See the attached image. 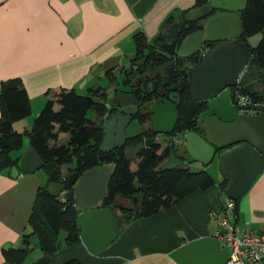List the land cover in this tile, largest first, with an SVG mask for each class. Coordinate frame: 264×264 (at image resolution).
Returning a JSON list of instances; mask_svg holds the SVG:
<instances>
[{"label": "crops", "instance_id": "crops-1", "mask_svg": "<svg viewBox=\"0 0 264 264\" xmlns=\"http://www.w3.org/2000/svg\"><path fill=\"white\" fill-rule=\"evenodd\" d=\"M198 1L0 0V88L2 81L21 79L32 104V114L27 117L31 118L26 121L30 124L51 89H76L82 82L100 85L99 71L111 67L112 61H118L120 67L124 57L137 53V33L152 42L161 29L170 26H165L170 15L178 16ZM256 77L260 80L258 74ZM254 80L247 85L264 93V84L257 88ZM30 148L24 140L23 148L12 154L20 158ZM216 158L218 162L216 156L206 164L197 160L189 164L192 170L209 171ZM218 175L217 180L223 179L220 172ZM43 183L37 172L18 177L11 171L0 173V264H7L3 245L21 246L22 236L32 231L29 219ZM225 198L218 186L197 190L168 210L122 225L119 237L101 251L91 253L80 242L61 248L52 264L72 258L83 264H224L232 249L213 235ZM238 206L234 223L264 232V171Z\"/></svg>", "mask_w": 264, "mask_h": 264}, {"label": "trees", "instance_id": "trees-1", "mask_svg": "<svg viewBox=\"0 0 264 264\" xmlns=\"http://www.w3.org/2000/svg\"><path fill=\"white\" fill-rule=\"evenodd\" d=\"M206 2L207 0H199L195 6L182 11L178 16L170 15L165 26L179 20L186 21V16L192 10ZM241 18L244 29L241 40L251 51V62L248 68L257 67L264 70V39L255 49L251 48L248 43L250 36L264 31V0H248L247 8L241 11ZM194 29L193 27L185 29L183 39ZM134 40L137 46V57L132 61V67L125 70V85L133 84L135 71L145 72L152 58L150 51L156 48L153 41H148L142 32L137 33ZM202 55V53L195 55L193 64L190 66H182L183 58H177L180 61L175 63L172 61L173 57L169 58L164 54H160L155 61L159 69L168 62H174V68L168 75V81L171 84L184 81V87L180 88L175 100L180 116L179 121L174 131L168 134L170 137L176 134L183 135L186 131L201 129L199 119L208 105L207 101L193 100L188 72L192 66L200 63ZM143 59H146L144 63L136 64L137 61ZM247 73L248 71L239 81L238 92L251 96L254 101H264V93L253 91L250 86L244 84L243 79ZM258 76L264 84V71L258 73ZM149 80L151 79L144 80L140 91L146 90ZM89 90L90 93L83 95L79 94L76 89L56 88L54 98L47 100L44 108L35 118L32 129L20 132L14 128V123L32 114L30 96L19 78L8 79L1 83L0 173L10 172L12 167L18 164L19 157H14L12 153L23 148L24 136L28 135L30 147L34 148L43 158V169L48 175L47 184L37 190L29 219L32 231L22 236L21 246L4 250L8 264L26 263L31 252V239L34 236L39 239L42 255H51L52 259L59 251L58 242L62 231L66 232L65 241L71 242V245L81 242V229L78 223L80 210L75 207L74 200L63 204L51 194L49 189L50 185L55 182L67 184L66 177L73 172L81 175L84 171L99 165L113 164L115 166L104 206L116 205L117 198L128 199L132 203L131 206L119 203L122 205L119 211L123 227L138 219L151 217L168 210L197 190L204 191L218 186L224 192L229 183L226 178L217 180L206 169L192 170L189 163L193 159H187V156L181 155L173 141L163 147L162 143L157 141L158 134L152 128L128 136L123 146L110 152L101 151L100 144L105 134L103 117L107 113L105 104L107 98L104 87L99 89L92 87ZM142 99L147 100V98ZM90 111L96 114L98 121L88 117ZM214 114L216 113H212ZM134 118H138L142 125L146 122V119L140 116H134ZM61 133L68 134L67 143L52 144L53 141L59 139ZM129 148L136 149L135 158L128 156ZM221 150L218 149V153ZM172 154L177 155L185 162V165L172 169L165 168V160ZM235 202L236 218L239 200ZM61 264L83 263L79 259L72 258Z\"/></svg>", "mask_w": 264, "mask_h": 264}, {"label": "water", "instance_id": "water-1", "mask_svg": "<svg viewBox=\"0 0 264 264\" xmlns=\"http://www.w3.org/2000/svg\"><path fill=\"white\" fill-rule=\"evenodd\" d=\"M247 5L248 0H207L192 10L185 19L187 22H196L208 17L201 29L190 33L179 43L185 22L179 20L161 29L153 40V44L168 57L187 59L202 51L204 47L200 63L192 66L188 72L193 100L207 101L223 90L231 89V102L237 112L235 117L225 121L216 114L209 116L199 124L204 130V135L195 130L186 131L182 135V144L191 158L201 163H209L218 156L220 175L229 180L224 194L234 200H240L247 194L264 171V111L251 113L250 106L238 103L237 99L239 81L251 62V51L241 40L244 34L241 11L245 10ZM214 10L220 12L213 13ZM263 39L264 31L250 36L248 43L255 49ZM136 57L137 53L132 60ZM140 63L142 61L136 62ZM118 66L119 63L115 62L110 68L115 69ZM173 66L174 62H170L166 66L165 74H169ZM114 76H118L117 72ZM139 82L142 83V79ZM165 85H168L166 77ZM180 87H184V81H181ZM178 88L172 87L170 91H176ZM136 91L137 89L134 90ZM115 105H121L123 109L109 118L108 112L103 117L106 125L100 150L104 152H110L126 143L127 127L132 116L138 112V101L131 93H121ZM106 107L109 109L111 103L107 102ZM152 109L154 132L172 133L179 112L175 103L169 100V94L163 103ZM218 149H222L220 153ZM43 165V158L34 148H30L22 153L18 164L12 167L11 175L18 177L21 173H34L42 169ZM183 165L185 162L175 154L164 163V167L168 169ZM114 169L113 164H103L88 169L81 175L73 172L66 177L68 184L73 186L72 189H66L64 182H55L49 187L51 194L59 202L65 204L74 200L75 207L80 210V239L91 253H97L113 243L119 237L123 225L116 210L122 206H104ZM62 244V241L58 242V249ZM68 244L71 245V242ZM9 248L10 244L5 249ZM29 264H52V256L42 255Z\"/></svg>", "mask_w": 264, "mask_h": 264}, {"label": "rangeland", "instance_id": "rangeland-1", "mask_svg": "<svg viewBox=\"0 0 264 264\" xmlns=\"http://www.w3.org/2000/svg\"><path fill=\"white\" fill-rule=\"evenodd\" d=\"M134 55H135V52L132 53V54L127 55L126 57H124L123 58V63L120 65V67L117 70L118 82H120V84H121L120 87L123 88V89L124 88L127 89L126 87H124V84H123V79L126 77L125 76V70L129 69L130 67H132V61H133L132 57ZM115 62H118V61H112L110 63V65L114 64ZM121 70H123L122 73L118 72V71H121ZM246 71H248V73L246 74L245 78L243 79L245 85H247V82H249V80L253 81L255 78H257L256 77L257 74L260 73L261 71H264V70H261V69H259L257 67H254V68H247ZM246 71L244 72V74L246 73ZM98 75L100 76L98 78V80L100 81V84L103 85V87L107 86L110 83L111 79L108 76L104 75V70L99 71ZM243 75H242V77H243ZM242 77H241V79H242ZM254 83H255V87L260 88L259 85H260V83H262V81H261V79L259 80L257 78V80L256 79L254 80ZM82 84H83V82L78 85V87L76 88V91L79 94H83V95H86V94L90 93L89 89L92 87V84L91 83H88L87 85H82ZM113 85H115V84H113ZM113 85H112V88H113ZM108 90L109 89H107V92H108ZM55 93H56V89H51L50 95H49L50 96L49 99H53L54 96H55ZM45 104L43 105L42 109L44 108ZM207 105H208V108L200 116L201 120L202 119H207L209 116L212 115V113H216V115H218L222 120L229 121V120L233 119L235 117V115L237 114V112L235 110V107L233 106V104L231 102V89L230 88H227V89L223 90L216 97H214V98H212L210 100H207ZM39 113L37 114V116L39 115ZM88 117L91 118L92 120L98 121V117L96 116V114L93 111L89 112ZM30 118H26V120H24V122H18V121L15 122L14 123V128L17 131H20V132H24L25 130H31L32 127H33L35 119L32 121V123L29 124L26 121H28L27 119H30ZM17 123H21V124H17ZM105 125H106V123H105ZM145 127H146L145 124L142 125V124H140V122L137 119H135L128 125V127H127V135L128 136H133V135L139 134L140 132H142L145 129ZM68 139H69L68 134L63 133V134L59 135V139L57 141H53L52 144L53 143H56L57 145L66 144ZM24 140L26 142L30 143V138H29L28 135L24 136ZM159 141L162 143L163 147H166L168 144L171 143L172 140H171V138L169 136H167L165 134H160ZM179 143H180V150L183 151L184 150V148H183L184 146L182 144L183 143L182 142V137H180V139L178 141V144ZM14 152L15 151H13V153ZM135 153H136V149H134V148H129V150L127 152L129 157L131 155L134 158H135ZM193 163H199V162H193ZM213 163L214 164H213V166L210 167L209 172L214 177L217 178V177H219V175H218L219 172H218L217 158L215 159V161ZM65 170H67L66 167H65ZM37 173L41 177L42 181L44 182L43 184L46 185L47 182H48L47 172L42 168V169L38 170ZM117 200H118L119 203H121L123 205L130 206L131 202L128 201V199L125 200L123 198H117ZM117 213L121 214L120 211H117ZM65 236H66V232L62 231L59 241L64 242V244H62L63 247H61L64 250L70 248L71 246H73V245L70 246L68 244V242L65 241ZM31 243H32L31 250H33V251L30 252L25 264H29L31 262H35L36 260H38L42 256V252H41V249H40V242H39L38 237L37 236L32 237ZM8 244H9V242L5 243L3 245V248L5 249ZM61 248L59 249V251H61Z\"/></svg>", "mask_w": 264, "mask_h": 264}, {"label": "flooded vegetation", "instance_id": "flooded-vegetation-1", "mask_svg": "<svg viewBox=\"0 0 264 264\" xmlns=\"http://www.w3.org/2000/svg\"><path fill=\"white\" fill-rule=\"evenodd\" d=\"M217 12H220V11L219 10H214L213 13H217ZM207 18L208 17H206V18H204L202 20H198L196 22H193L191 24L189 22L185 21L184 25H183V28H182V32H181L180 37H179V43L187 38L186 37L185 39H183V35H184V30L185 29L193 27V28H195L194 31L191 32V33H193V32H195V31H197V30H199V29H201L203 27V22ZM150 53L152 54V58L150 59V62L148 64V66H146L147 68H146L145 72H141V73L139 71H135L134 72V74H133V77H134L133 84L125 85L124 84V79H123L124 87H126L127 89L121 88L120 87L121 84H120V82H118V78L116 76H114V73L117 72L119 67H117L115 69H111V71H110V66L106 68V76H108L111 79L110 83L107 86L104 87V92L106 93V98H107L106 103L107 102L111 103V107L109 109L107 108V112L109 113L107 118H109L110 116L114 115L115 113H117V112H119V111H121L123 109V107L121 105H119V106L115 105L116 102L118 101L119 95L121 93H131L137 99V101H138V112H137L136 115L132 116L131 122L136 119V118H134V116H140L143 119H146V122L144 123L146 125L145 129H151V128L153 129L152 117L154 115V112H153L152 108L155 107L158 104L163 103L165 101V99H166L167 94H169V100H171V101H173L175 103L176 95H177L178 91L181 88L180 87V83L181 82L179 81V83H177V84H171L168 81V85H165V77L168 80V75L170 74V73L169 74H165L166 66L169 64V62L167 64H165L161 69H159L155 65V61H156V59H158L160 54H163V51L157 46L156 48L152 49L150 51ZM198 53H202L203 54L204 53V47H203V50L198 52ZM197 54H195V55H197ZM164 55H166V54H164ZM194 56H192L190 58H187V59H184L183 61L181 60L182 61V66H190V65H192L193 64V60H194ZM171 57H169V58H171ZM140 61H142V63H144L146 61V59H143V60H140ZM140 61H137V62H140ZM172 61H174L175 63L178 61V63H179L180 60H177V57H173ZM173 68H174V66L170 69V72H171V70ZM110 72H112V73L110 74ZM118 72L122 73L123 70L118 71ZM140 79H142V83L139 82ZM145 79H151V80H149L148 87L146 88V90L145 91L144 90L140 91V87L143 86L141 84H143ZM113 84H115V85H113ZM112 85H113V88H112ZM154 86H156L155 89H154ZM175 86L179 87L178 90L170 91V89L172 87H175ZM95 87L98 89V87H103V85L100 84V85H97ZM107 89H109L108 91H110V92H107ZM135 89H137L136 92H134ZM137 95H139L140 97L137 96ZM145 97L147 98V100H143L142 99V98L146 99ZM154 103H155V105H154ZM175 105H176V103H175ZM145 116H146V118H145ZM137 120H138V118H137ZM178 121H179V118L177 120V123H178ZM201 121L199 119V123H201ZM177 123L175 124V126L177 125ZM174 129H175V127H174ZM197 132H199L200 134L204 135V131H202V129L197 130ZM165 135L168 136V134H165ZM159 136H160V134H158V136H157V141H159ZM170 138L173 141V136L170 137ZM175 147H177L179 149V144H177V145L175 144ZM179 153L181 155L187 156V159H192L185 148H184L183 151L179 150ZM170 158H171V156H169L165 160V162L167 160H169ZM65 185H66V189H72V187H73V186H70L68 184V182H67V184L65 183ZM116 205L119 206L121 204H119V202H118V203H116ZM116 210L119 211V209H117V208H116Z\"/></svg>", "mask_w": 264, "mask_h": 264}, {"label": "built area", "instance_id": "built-area-1", "mask_svg": "<svg viewBox=\"0 0 264 264\" xmlns=\"http://www.w3.org/2000/svg\"><path fill=\"white\" fill-rule=\"evenodd\" d=\"M238 103L250 106L251 113L264 111V101H254L251 96L242 95L237 90ZM181 134L173 136L177 145ZM236 202L227 197L222 216L218 220L213 237L223 246L232 249L229 260L224 264H264V232L242 229L234 223Z\"/></svg>", "mask_w": 264, "mask_h": 264}]
</instances>
